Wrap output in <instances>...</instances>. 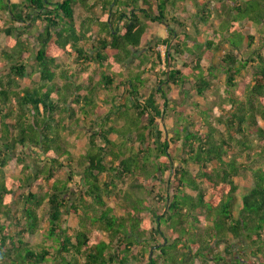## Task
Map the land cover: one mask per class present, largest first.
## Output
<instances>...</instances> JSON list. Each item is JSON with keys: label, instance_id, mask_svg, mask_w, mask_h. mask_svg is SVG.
Listing matches in <instances>:
<instances>
[{"label": "trees", "instance_id": "1", "mask_svg": "<svg viewBox=\"0 0 264 264\" xmlns=\"http://www.w3.org/2000/svg\"><path fill=\"white\" fill-rule=\"evenodd\" d=\"M0 33V264H264V0H0Z\"/></svg>", "mask_w": 264, "mask_h": 264}, {"label": "rangeland", "instance_id": "2", "mask_svg": "<svg viewBox=\"0 0 264 264\" xmlns=\"http://www.w3.org/2000/svg\"><path fill=\"white\" fill-rule=\"evenodd\" d=\"M5 20H4V19ZM3 21H6L7 18L5 16L2 17ZM9 19V18H8ZM214 25L217 26L218 24V20L213 21ZM7 25V24H6ZM15 25V24H14ZM241 32H243L244 34H251V35H255L257 33V30L259 29V25L253 23V22H246V23H242L240 26ZM206 29V27H201L202 32ZM150 32V42H153L155 40L156 36H161V37H165V31L163 28L160 27H155V28H150L149 29ZM201 41L204 40V36L202 35V37L200 38ZM9 42V38H7L4 34L0 33V67L2 66L1 64L3 63V59H2V52L6 51V52H10V46L8 45ZM227 50V46H223L222 49L214 55L213 59L209 62V61H205L203 60L202 64L203 67H206L207 65H209L210 63L215 66L218 67V61L220 59V57L226 52ZM155 51H158L160 56H161V63H160V68L163 69L164 68V63H163V59L165 56V51H166V47L163 44H160L158 47L155 48ZM149 58L151 59V61L155 60V57H153L152 54L148 55ZM2 59V60H1ZM31 63V60H28ZM60 65H63V67L67 66V67H71L74 71L77 68V66L72 62V60H70L67 57H62V58H58L57 61ZM8 64V62H6ZM32 64V63H31ZM151 65V64H150ZM92 69L88 70V71H84V74H92V84H96L97 83V73L94 74L91 71ZM79 73V71H77ZM152 79V77L150 78ZM32 80V79H31ZM29 79L26 80H22L20 81V85L22 86H30L32 85L34 82H32ZM33 80L35 81V76L33 77ZM224 77L221 76L220 77V85L223 83ZM77 81H80L79 79H77ZM249 79H246V82L248 83ZM37 82V81H35ZM101 88V87H100ZM218 93V92H217ZM212 94L208 96V99L206 100H202L197 98L196 102L199 103L200 105H203L205 107H207L208 109L213 110L215 108L216 105V101L218 99V94ZM105 95H107L102 89H99L98 93L94 96L95 99H98V103L102 106H106L107 104H105L103 102L104 99H106L108 101V103L111 102V99L109 97L105 98ZM121 99H118L116 101L117 104L121 103ZM109 108V105L108 107ZM185 110L186 113H189V110L186 108H183ZM76 111L78 110V107L75 108ZM216 113V112H215ZM77 116L81 117L80 114L77 112ZM95 117V116H94ZM92 117V119L94 118ZM121 124V123H119ZM261 127H264V123L263 122H259ZM85 131V130H84ZM87 131H89V128H87ZM219 131H223L222 128H219ZM62 138H63V144L64 146H66L68 149H70L72 151V153L76 156V157H80L83 152L87 149L88 147V143L86 140V137L83 135V133L80 132V130L78 129H69L67 132H63L61 134ZM111 139L113 141H115L116 143H118L120 140L119 138H117L115 135H111ZM32 164V165H31ZM29 167V173L30 172H34V169L40 168V163L37 162V160H34L28 165ZM194 171H196V167H192ZM76 174L79 175L80 172L76 170ZM5 175L7 177H13V178H18L20 176V172L18 170V167H14V169H10L9 167H7L5 169ZM59 176H61V178H63V174H57L56 177L58 178ZM100 182H103L105 180L104 176H100L99 177ZM236 184L239 186V191H238V200H239V204H240V198L241 195L244 194L246 192L247 189H249L252 185V181H251V176L250 174H247L245 177L242 178H237L235 179ZM119 187H121V184H118ZM32 188H34L36 191H40L43 192V190L45 189H39V185L36 183L32 182L31 185ZM25 192V190H23ZM76 193L71 196V200L73 201L76 197ZM137 196L141 197V194L139 192H136ZM17 209V208H16ZM15 208L13 209V211H15V213L17 214V210ZM17 211V212H16ZM78 222H79V218L74 217V216H69L68 217V221H67V225L71 228H77L78 227ZM86 224L88 225V223L86 222ZM41 239V234L40 232L36 233L35 235L31 236V235H27L26 236V240L27 242H29L31 245H37L40 242ZM238 245V244H237Z\"/></svg>", "mask_w": 264, "mask_h": 264}, {"label": "water", "instance_id": "3", "mask_svg": "<svg viewBox=\"0 0 264 264\" xmlns=\"http://www.w3.org/2000/svg\"><path fill=\"white\" fill-rule=\"evenodd\" d=\"M149 257H151V255H149Z\"/></svg>", "mask_w": 264, "mask_h": 264}, {"label": "crops", "instance_id": "4", "mask_svg": "<svg viewBox=\"0 0 264 264\" xmlns=\"http://www.w3.org/2000/svg\"><path fill=\"white\" fill-rule=\"evenodd\" d=\"M70 150V149H69ZM71 151V150H70ZM72 152V151H71Z\"/></svg>", "mask_w": 264, "mask_h": 264}]
</instances>
